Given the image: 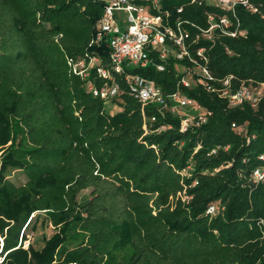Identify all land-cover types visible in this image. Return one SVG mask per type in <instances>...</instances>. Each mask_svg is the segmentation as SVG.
I'll return each instance as SVG.
<instances>
[{"label": "trees", "instance_id": "16d2710c", "mask_svg": "<svg viewBox=\"0 0 264 264\" xmlns=\"http://www.w3.org/2000/svg\"><path fill=\"white\" fill-rule=\"evenodd\" d=\"M252 2L257 12L239 6L233 18L245 36L197 45L212 73L235 74V85L264 82V0ZM160 4L193 34L209 25V12L226 13L207 0ZM104 9V0H0V264H264V181L252 179L264 167V96L257 108L231 107L201 84L179 85L175 58L159 70L152 54L126 72L154 79L166 94L180 88L212 112L207 121L181 131L178 114L152 104L146 133L123 76L114 100L121 109L109 113L67 63L86 52L108 62L106 39L90 45ZM15 169L25 171L24 184L9 179ZM42 215L55 232L41 248L25 247Z\"/></svg>", "mask_w": 264, "mask_h": 264}, {"label": "built area", "instance_id": "2783aa9c", "mask_svg": "<svg viewBox=\"0 0 264 264\" xmlns=\"http://www.w3.org/2000/svg\"><path fill=\"white\" fill-rule=\"evenodd\" d=\"M104 1L105 9L97 22L96 33L90 45L99 44L106 39L110 49L108 62L105 63L97 53L86 52L78 58L67 57V63L75 74L86 81L88 90L103 99L106 106L115 103V98L121 94L123 87L119 76H123L129 92L142 104L146 133L150 131V121L156 120V115L149 118L146 114L145 108L152 104L159 106L160 113L171 111L178 114L181 117V131H187L192 125L199 126L207 121L212 112L194 98L185 95L180 88L166 94L154 79L139 73L126 72V67L146 66L153 62L152 54H156L163 61L155 62L159 70L165 69L164 61L175 58L179 85L191 87L201 84L207 90L217 92L219 96L228 99L231 107L241 106L246 102L255 108L258 107L264 96V82L241 79L235 85V74L216 77L208 66L206 48L197 46L200 40L215 41L220 35L245 36L246 30L232 28L235 24L233 18H237L239 6L250 12H257L259 9L252 0H207L226 13L209 12V25L205 28L199 27L195 34L185 27L181 20L171 23L169 12H160V0ZM236 20L239 25V20ZM184 60L189 63H183ZM97 78L100 84L96 82ZM233 126L241 135L246 136L248 141L255 137V134H248L246 125L233 123ZM215 151L216 149H213V152ZM260 158L264 159V155ZM252 179L256 182L264 181V167L256 168ZM197 183L195 180L193 184ZM182 196L184 200L192 197L186 193ZM217 207L216 204H211L207 213L214 215ZM2 260L3 257L0 256V262Z\"/></svg>", "mask_w": 264, "mask_h": 264}, {"label": "rangeland", "instance_id": "374dc122", "mask_svg": "<svg viewBox=\"0 0 264 264\" xmlns=\"http://www.w3.org/2000/svg\"><path fill=\"white\" fill-rule=\"evenodd\" d=\"M106 107H107L106 110L109 113H115L116 111L121 109L119 103L117 102L109 103L107 104ZM2 153L3 150L0 151V164H1ZM8 177L16 185H22L28 180V177L23 169L13 170ZM91 190H92L91 187L84 188L78 195V200L80 202L87 201L88 198L90 197ZM40 214H44V213H40ZM44 217L45 215H42V217L39 219L37 223V226L34 229H30L28 231L27 239L24 241L25 247H27L29 242L31 241L36 248H41L44 245L45 239L50 237L55 232L56 229L54 228V226L51 223H49L46 219H44ZM0 240L2 242V239ZM76 243L77 242L75 241H68L66 242V247L73 248L76 246Z\"/></svg>", "mask_w": 264, "mask_h": 264}]
</instances>
